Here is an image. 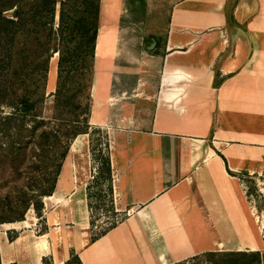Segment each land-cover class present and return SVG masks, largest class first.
Masks as SVG:
<instances>
[{"label": "crops", "instance_id": "crops-1", "mask_svg": "<svg viewBox=\"0 0 264 264\" xmlns=\"http://www.w3.org/2000/svg\"><path fill=\"white\" fill-rule=\"evenodd\" d=\"M88 98L110 174L90 173L78 132L41 214L9 223L44 224L1 236L2 264L263 256L264 207L240 176L264 181V0H99Z\"/></svg>", "mask_w": 264, "mask_h": 264}, {"label": "rangeland", "instance_id": "rangeland-1", "mask_svg": "<svg viewBox=\"0 0 264 264\" xmlns=\"http://www.w3.org/2000/svg\"><path fill=\"white\" fill-rule=\"evenodd\" d=\"M62 1L65 2L64 9L61 7ZM86 3L89 4L87 8L89 19L87 23L82 24L79 16ZM95 3L96 0H55V14L49 22L37 24L29 17L28 13L22 19L24 24L18 26L14 36H12L14 29L12 25L8 24V26H5L0 20V113L16 112L17 115H20L17 106L5 104L4 102L22 94L27 104H33V107L24 114L25 123L27 125L32 124L36 119H40L43 120L44 125L56 129L57 122L61 121L60 119L57 120L54 115L60 117L65 112L64 104L54 106L56 92H59L58 86L60 85L61 91L63 90V93L67 94L69 99V109L72 112V116L80 113V117L83 116L79 118L81 123L78 127L85 125L89 131L90 150L91 147L95 148L96 153L100 150L99 152L103 156H108L110 159L112 149L106 131L95 126L88 128L89 126L86 124L85 119L89 103L91 32L96 22L94 14ZM11 9H4V14L12 17L10 15ZM22 10L29 12L30 10L33 11L34 7L30 3H26L23 5ZM60 12L62 13L61 17L59 15ZM47 26L50 28L48 29ZM11 36L14 37L12 40H10ZM22 40H26V43L21 48L18 45H20ZM57 48H62L64 56L67 57L63 61L62 66L58 65L60 52L56 50ZM61 71L62 75L58 76ZM4 76L8 79L5 83L2 81ZM57 78L59 79L58 81ZM5 144L0 142L2 147H5ZM61 148L60 146L59 149ZM36 152L37 147H34V150L27 148L24 164L20 166L19 172H14L10 167L6 153L0 150V202L6 203L17 194H21V192H35L38 189V182L41 178L49 179L51 177V174L42 173L41 168L45 167L44 165H41L39 169L28 166L31 160L35 161L38 158H41L38 161L41 164L48 162L45 157V154L48 155L47 152H43L39 157L36 156ZM96 157L97 155H90L91 165L89 170L92 174L99 171L100 156ZM46 167L50 171L54 168L49 163ZM251 184L249 182L248 189ZM258 204L264 207V202L258 201ZM34 212L33 207L28 208L24 217L20 220L25 219V216H30V214L33 217ZM123 216V214H114V219L119 220ZM14 221L0 222V237L5 235L6 232L15 234L24 227H30L31 225L34 227L40 223L44 224L42 217L35 219L34 224L28 225L27 222H20L12 227L9 223ZM229 258L230 256L227 258L220 254L213 255L205 252L174 264H231L227 260ZM251 259L253 258L250 257L246 260ZM44 262L45 264H57L51 258H46ZM257 263L264 264L261 259ZM257 263L252 262V264ZM58 264H64V262ZM70 264L77 263L72 260Z\"/></svg>", "mask_w": 264, "mask_h": 264}, {"label": "trees", "instance_id": "trees-1", "mask_svg": "<svg viewBox=\"0 0 264 264\" xmlns=\"http://www.w3.org/2000/svg\"><path fill=\"white\" fill-rule=\"evenodd\" d=\"M26 3H30L31 6L34 7L33 11L25 12L22 10L23 5ZM55 0H0V20L2 21L5 26H10L14 28L12 33L14 36V33L17 31V28L19 25L24 24V21L22 20L25 16L28 15L32 18L37 24H46L49 22L53 15L55 14ZM65 2H61V7L64 9ZM89 4L86 3V6H83L81 10V14L79 16V20L82 24L87 23L89 16H87V11ZM98 7H99V0H96V3L94 5L95 11V18L97 22V15H98ZM12 8L10 10V15L12 17H9L8 15L4 14L3 10ZM62 12V11H61ZM59 13L60 17L62 13ZM96 22L92 28L91 32V39H92V48H91V56L93 54V45H94V39L96 35ZM49 29L50 27L47 26ZM10 38L12 40L14 37ZM25 38V37H24ZM26 40H22L20 42V45L18 47L25 46ZM60 52V57L58 59V65L62 66L63 61L67 57L64 56V50L62 48H57ZM91 65V61H90ZM15 70V67H14ZM12 70V72H14ZM61 70V69H60ZM11 72V73H12ZM15 73V72H14ZM9 74V73H8ZM62 75V71L58 74V76ZM57 76V77H58ZM8 80L7 77L4 76L3 83ZM59 79L57 78V81ZM59 83V82H57ZM58 86V84H57ZM63 87V86H62ZM1 89V88H0ZM59 92H56V98H55V104L54 106H59V104H64L65 112L62 116H56V119H60L61 122H57L56 129L46 126L43 124V120L36 119L34 123L32 124H26L24 121V114L28 111V109L33 107L32 103L27 104L25 101V98L21 95L12 97L9 100H6L5 104H10L13 106H17L18 112L20 115H17L16 112H9L6 114L0 113V137L1 143H6L5 147H2L0 145V150L4 151L6 153V157L8 159V162L10 163V167L14 172H19V168L22 164H24V161L26 159L27 155V148H30L34 150V147H37V152L35 153L37 157H39L43 152L48 153L45 154V157L48 159V162L45 164H41V162H38L41 160V158H38V160H31V164L29 163L28 166L31 168L39 169L41 168V165H44L45 167L41 168L43 174H51V177L48 178H41L38 182V189L35 192H21V194H17L14 196L13 199H9L6 203L0 202V222L4 221H20L24 217L25 212L28 210V208L33 207L35 210V213L37 215L41 214V208H42V196L50 194L53 190L57 174L60 169L61 161L63 157L65 156V153L68 149V146L72 140V138L78 133V132H86L88 131L86 126L78 127L81 123L79 118L81 113L79 115L72 116V112L69 109V99L67 98V94L63 93V90L61 91L60 85L58 86ZM87 112V111H86ZM35 118V117H34ZM86 119V117H85ZM87 124V120H86ZM78 128H75V127ZM63 143V144H60ZM62 147L59 149V147ZM58 150V152H57ZM91 154L92 156H96V158H100V165H99V171L105 170L110 174V159L108 156H103L98 150L96 153L95 148L91 147ZM10 155V156H9ZM9 156V157H8ZM53 165V170L50 171V169H47V164ZM111 180V177H110ZM250 183H252L249 186L248 192H251L254 194L256 201H260V198L258 196V192L256 190V186L253 183V180L249 179ZM109 189L111 191V181ZM14 221V222H16ZM15 234H8L9 239L13 238ZM208 253V252H207ZM211 254H220L223 255V257L230 256L229 263L231 264H252V262H259L261 259L264 263V254L261 256V254L258 251H238V250H232V251H209ZM260 254V255H259ZM261 256V258H260ZM252 257L251 260H246ZM260 258V259H259ZM72 260L76 261L77 264H82L79 257L72 253L69 259H67L64 264H70ZM257 262H256V261ZM0 264H2L0 262ZM45 264V262H44ZM258 264V263H257Z\"/></svg>", "mask_w": 264, "mask_h": 264}, {"label": "built area", "instance_id": "built-area-1", "mask_svg": "<svg viewBox=\"0 0 264 264\" xmlns=\"http://www.w3.org/2000/svg\"><path fill=\"white\" fill-rule=\"evenodd\" d=\"M242 176H240V179L242 180L243 186L246 189V191L248 192V185L249 182L251 180H253L254 185L256 186V190L257 192L263 188L264 186V181H258L256 179L253 178V175L251 173H242ZM248 183V184H247ZM248 195L250 196V198L253 200V202L255 201V196L253 193L248 192Z\"/></svg>", "mask_w": 264, "mask_h": 264}]
</instances>
